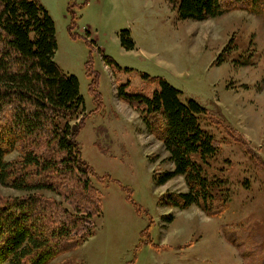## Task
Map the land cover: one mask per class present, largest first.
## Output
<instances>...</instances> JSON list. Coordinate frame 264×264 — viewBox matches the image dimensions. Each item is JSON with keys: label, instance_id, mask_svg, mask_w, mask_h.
<instances>
[{"label": "rangeland", "instance_id": "obj_1", "mask_svg": "<svg viewBox=\"0 0 264 264\" xmlns=\"http://www.w3.org/2000/svg\"><path fill=\"white\" fill-rule=\"evenodd\" d=\"M38 1L54 22L55 64L78 80L86 117L77 141L102 195L95 234L48 264H264V0L254 11L203 22L179 20L167 0ZM122 31L132 50L122 47ZM145 75L180 91L182 103L207 110L201 124L220 150L206 173L221 178L227 200L219 216L165 204L185 194L187 184L182 176L156 184L154 177L172 169L168 155L139 110L118 95L122 86L153 94L159 87ZM17 158L14 152L6 160ZM26 195L0 185V203Z\"/></svg>", "mask_w": 264, "mask_h": 264}, {"label": "trees", "instance_id": "obj_2", "mask_svg": "<svg viewBox=\"0 0 264 264\" xmlns=\"http://www.w3.org/2000/svg\"><path fill=\"white\" fill-rule=\"evenodd\" d=\"M167 2L179 20L203 22L232 10L254 11L259 0ZM71 14L69 32L75 26ZM120 42L126 50L134 48L128 31L121 32ZM56 50L54 22L38 0H0V185L27 193L0 203V264H48L92 237L94 220L102 214V195L93 184L101 180L83 160L77 141L86 117L84 100L76 77L55 64ZM87 72L100 105L90 65ZM144 78L157 83L153 94L122 86L118 95L139 110L144 126L168 155L172 169L154 177L156 184L181 176L187 184L185 194L168 197L165 204L198 206L211 218L219 216L227 200L221 178L206 173L220 150L201 124L207 110L193 100L182 103L180 91L162 79ZM214 125L235 135L222 120L214 118ZM14 152L18 158L7 161ZM45 192L60 200L46 198Z\"/></svg>", "mask_w": 264, "mask_h": 264}, {"label": "bare ground", "instance_id": "obj_3", "mask_svg": "<svg viewBox=\"0 0 264 264\" xmlns=\"http://www.w3.org/2000/svg\"><path fill=\"white\" fill-rule=\"evenodd\" d=\"M251 4V3H250ZM248 5V4H247ZM146 96V95H145Z\"/></svg>", "mask_w": 264, "mask_h": 264}]
</instances>
